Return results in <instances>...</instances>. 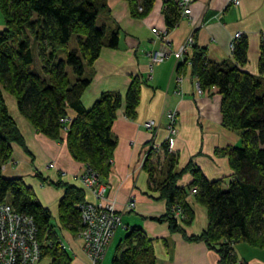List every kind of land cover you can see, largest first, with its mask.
Wrapping results in <instances>:
<instances>
[{
	"label": "trees",
	"instance_id": "obj_1",
	"mask_svg": "<svg viewBox=\"0 0 264 264\" xmlns=\"http://www.w3.org/2000/svg\"><path fill=\"white\" fill-rule=\"evenodd\" d=\"M155 0H127L130 16L145 18ZM4 29L0 31V203L32 217L40 241L41 259L52 264H69L53 228L51 215L20 179H5L2 167L10 160L12 144L23 146L15 121L9 114L5 95L14 98L19 114L44 137L65 144L70 157L94 174L100 183L109 176L116 139L112 125L118 112L133 119L139 104L142 82L133 78L124 94L102 93L89 109L82 96L89 87L91 67L102 49H116L119 29L96 26L98 16H108V0H0ZM169 34L182 14L178 4L166 1L163 9ZM194 44L177 67L189 66L202 92L220 96L221 125L237 133L238 146L216 154L227 158L232 174L228 179L208 181L191 164L175 172V159L168 144H161L165 162L161 181L156 168L147 170L153 189L166 202L167 212L158 223H166L170 233H179L189 242H203L219 256V264H235L233 246L238 242L264 248V43L260 48L258 76L240 68L247 61V43H234L233 62L207 60ZM74 40L70 46V42ZM65 135V136H64ZM149 153H152L149 151ZM148 153V155H149ZM192 181L177 186L183 173ZM63 190L59 221L72 232L81 228L80 209L85 203L81 189L55 183ZM195 190V202L207 210L208 227L199 236L186 237L181 225L193 219L186 198ZM181 212L184 219L175 217ZM152 240L139 228L127 231L116 246L111 264H155Z\"/></svg>",
	"mask_w": 264,
	"mask_h": 264
},
{
	"label": "crops",
	"instance_id": "obj_2",
	"mask_svg": "<svg viewBox=\"0 0 264 264\" xmlns=\"http://www.w3.org/2000/svg\"><path fill=\"white\" fill-rule=\"evenodd\" d=\"M166 1L178 3L179 0H155L145 18L134 19L127 0H108L109 15L98 19L99 27L104 26L108 31L118 28L119 40L116 49H102L92 65L91 82L81 100L84 108L89 109L102 93L124 94L133 78L142 82L135 117L127 118L121 109L112 125L117 144L111 172L102 182V200L82 186L79 177L85 166L70 157L65 144L38 133L19 114L14 98L5 95L6 104L9 106L7 101L12 104L9 114L16 123L23 146L11 145V158L2 167L1 176L20 179L48 209L53 232L69 264H91V260L79 233L70 231L59 221L58 205L63 190L55 187V183L81 189L86 203L111 204L119 215L120 223L99 264H111L116 254L114 240L118 238L120 242L133 228L141 229L152 240L155 264H219L218 254L203 242H189L179 233H170L166 223L152 220L164 216L167 207L166 202L159 199V192L153 189L143 165L148 158L147 167L156 168L154 178L161 181L165 162L161 144L167 141L168 153L175 159V172L191 164L208 181L230 177L232 171L227 158L217 155L216 151L238 146L239 136L221 125L220 96L212 90L197 94L198 84L189 66L177 72L185 56L177 59L175 53L195 33V44L205 51L208 61L232 63L230 42L234 34L240 33L247 43V61L240 69L258 76L260 48L264 43V0H239L238 6L230 4L229 0H192L189 16H181L162 42L159 36L166 31L163 16ZM3 29L0 13V31ZM152 29H156L157 34H153ZM162 50L168 52L167 58L150 69L148 53ZM168 112L175 113L174 135L168 133L165 118ZM148 121L155 122L152 130L143 127ZM152 144L159 145L160 149L149 150L152 152L149 153ZM191 181L192 175L186 172L176 184L186 187ZM128 202L134 203L130 211L126 206ZM186 202L193 219L188 227L180 224L181 229L186 237L199 236L208 227L207 210L195 202L192 193ZM175 217L179 221L184 219L181 212H176ZM233 255L235 264H264V248L238 242L233 246ZM42 259L52 264L51 259Z\"/></svg>",
	"mask_w": 264,
	"mask_h": 264
},
{
	"label": "built area",
	"instance_id": "obj_3",
	"mask_svg": "<svg viewBox=\"0 0 264 264\" xmlns=\"http://www.w3.org/2000/svg\"><path fill=\"white\" fill-rule=\"evenodd\" d=\"M192 0H179L178 7L182 16H189ZM229 3L238 6L239 0H229ZM153 34H157L156 29H152ZM160 34V33H159ZM167 36L164 31L159 37L162 42ZM241 38L240 33L234 34L230 42V51L233 52L234 43ZM194 40L192 35L186 39L183 46L176 51L175 57L181 59L189 53ZM168 52L152 51L148 53L150 58V69L162 63L167 58ZM197 94H202L199 86H196ZM168 121L169 135L175 134L174 123L175 113L168 112L165 117ZM143 127L152 130L155 122L148 121ZM169 140V139H168ZM167 142V141H166ZM159 145L152 144L148 149L158 150ZM79 181L88 191L91 190L96 199H103L104 186L98 178L91 174L86 168L80 175ZM195 192V190H192ZM127 210L134 208L133 202H128ZM81 217V228L79 236L84 241L85 252L91 260V264H99L106 248L110 244L115 229L120 223V217L115 212L111 204L93 205L83 203L79 206ZM41 259L40 241L37 235V229L32 217L24 213H19L8 203H0V264H37Z\"/></svg>",
	"mask_w": 264,
	"mask_h": 264
},
{
	"label": "rangeland",
	"instance_id": "obj_4",
	"mask_svg": "<svg viewBox=\"0 0 264 264\" xmlns=\"http://www.w3.org/2000/svg\"><path fill=\"white\" fill-rule=\"evenodd\" d=\"M100 17H101V16H98V18H97V20H96V23H95L96 26L99 25V20H98V19H100ZM73 42H74V40H72V41L70 42V46L73 44ZM190 50H191V49H190ZM149 63L151 64V62H150V58H149ZM7 102L9 103V106L7 105V108L10 107V109L13 110L12 104H11L9 101H7ZM8 111H9V110H8ZM64 136H65V135H64ZM159 149H160V148H158V150H159ZM158 150H157V151H158ZM191 193H192V194H195V192H192V191H191ZM122 234L125 235L124 232H122ZM122 234H121V235H122ZM118 240H119L118 238L114 240V243H113V248H114V250L116 249V246H117L118 243H119ZM38 264H49V261H48V259H42L41 262H39Z\"/></svg>",
	"mask_w": 264,
	"mask_h": 264
}]
</instances>
